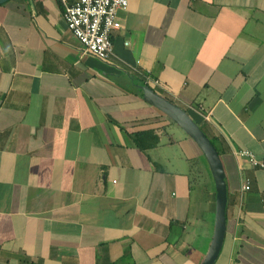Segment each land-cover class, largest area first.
I'll list each match as a JSON object with an SVG mask.
<instances>
[{
	"label": "crops",
	"instance_id": "1",
	"mask_svg": "<svg viewBox=\"0 0 264 264\" xmlns=\"http://www.w3.org/2000/svg\"><path fill=\"white\" fill-rule=\"evenodd\" d=\"M128 1L107 60L83 52L60 0L0 4V264L207 260L211 170L203 160L195 178L203 151L141 84L219 151L229 190L213 264H264V167L236 153L264 162V0Z\"/></svg>",
	"mask_w": 264,
	"mask_h": 264
},
{
	"label": "built area",
	"instance_id": "2",
	"mask_svg": "<svg viewBox=\"0 0 264 264\" xmlns=\"http://www.w3.org/2000/svg\"><path fill=\"white\" fill-rule=\"evenodd\" d=\"M64 6V17L68 28L80 40L84 53L107 60L114 50L113 31L121 27L119 11L127 10L128 0H60ZM152 84L159 80L149 77ZM239 155L248 156L254 165L264 167L248 150H239ZM251 188L247 180L244 190Z\"/></svg>",
	"mask_w": 264,
	"mask_h": 264
},
{
	"label": "water",
	"instance_id": "3",
	"mask_svg": "<svg viewBox=\"0 0 264 264\" xmlns=\"http://www.w3.org/2000/svg\"><path fill=\"white\" fill-rule=\"evenodd\" d=\"M8 0H0V4ZM144 97L160 108L164 113L175 120L199 145L209 164L216 189V226L214 238L207 260L203 264H213L223 244L226 214L228 206V181L223 162L217 147L201 128V126L183 108L162 95L156 93L153 88L141 84Z\"/></svg>",
	"mask_w": 264,
	"mask_h": 264
},
{
	"label": "rangeland",
	"instance_id": "4",
	"mask_svg": "<svg viewBox=\"0 0 264 264\" xmlns=\"http://www.w3.org/2000/svg\"><path fill=\"white\" fill-rule=\"evenodd\" d=\"M204 158V157H203ZM200 159V162L199 161H197L196 162V165H195V168H196V174H195V178H197L198 180L200 179V174H201V171H203L202 169H201V165L203 164V160H205L204 161V164H206V167H207V171H208V173L210 174V168H209V166H208V162H207V160L206 159ZM195 173V172H194ZM201 187V184H200V181H196L195 182V189L196 190H198V192L200 191V188Z\"/></svg>",
	"mask_w": 264,
	"mask_h": 264
}]
</instances>
